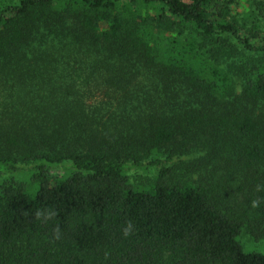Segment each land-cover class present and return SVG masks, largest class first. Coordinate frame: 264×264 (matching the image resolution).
I'll return each mask as SVG.
<instances>
[{
  "label": "trees",
  "instance_id": "1",
  "mask_svg": "<svg viewBox=\"0 0 264 264\" xmlns=\"http://www.w3.org/2000/svg\"><path fill=\"white\" fill-rule=\"evenodd\" d=\"M243 234L264 0H0V264H264Z\"/></svg>",
  "mask_w": 264,
  "mask_h": 264
},
{
  "label": "rangeland",
  "instance_id": "2",
  "mask_svg": "<svg viewBox=\"0 0 264 264\" xmlns=\"http://www.w3.org/2000/svg\"><path fill=\"white\" fill-rule=\"evenodd\" d=\"M25 170L22 173H15L14 177L28 186H37L38 183L33 180V169L26 168ZM157 175L158 169L155 167L133 168L130 172L132 183L141 187H149L156 181ZM241 241L246 251L264 253V238L254 240L249 234H243Z\"/></svg>",
  "mask_w": 264,
  "mask_h": 264
}]
</instances>
